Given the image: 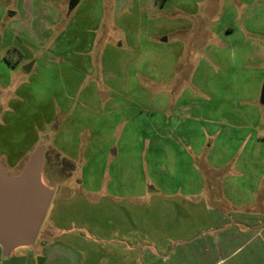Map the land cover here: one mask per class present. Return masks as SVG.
Listing matches in <instances>:
<instances>
[{"label":"rangeland","instance_id":"rangeland-1","mask_svg":"<svg viewBox=\"0 0 264 264\" xmlns=\"http://www.w3.org/2000/svg\"><path fill=\"white\" fill-rule=\"evenodd\" d=\"M263 83L264 0H0V160L43 146L38 232L59 199L87 237L125 227L116 201L162 231L264 226Z\"/></svg>","mask_w":264,"mask_h":264},{"label":"crops","instance_id":"crops-1","mask_svg":"<svg viewBox=\"0 0 264 264\" xmlns=\"http://www.w3.org/2000/svg\"><path fill=\"white\" fill-rule=\"evenodd\" d=\"M67 204L59 199L53 205L48 225L34 238V249V240L7 256L0 248V264H104L98 251L110 254L105 264H264V226L248 219L217 215L212 219L213 231H185L186 227L175 224L169 231H162L159 219L158 226L151 228L149 217L130 216L116 201L115 206L128 212L125 227L100 231L99 218L81 217L93 225L87 237L65 230L71 221ZM37 255L42 257L40 263L35 260Z\"/></svg>","mask_w":264,"mask_h":264},{"label":"water","instance_id":"water-1","mask_svg":"<svg viewBox=\"0 0 264 264\" xmlns=\"http://www.w3.org/2000/svg\"><path fill=\"white\" fill-rule=\"evenodd\" d=\"M161 40L165 41V37ZM31 65L32 62L27 63L22 69L29 71ZM261 94H264V83ZM42 156L43 146L38 145L18 175L6 173L0 160V248L3 256L17 247L32 244L52 197V188L41 178ZM37 260L40 263L41 258Z\"/></svg>","mask_w":264,"mask_h":264},{"label":"flooded vegetation","instance_id":"flooded-vegetation-1","mask_svg":"<svg viewBox=\"0 0 264 264\" xmlns=\"http://www.w3.org/2000/svg\"><path fill=\"white\" fill-rule=\"evenodd\" d=\"M260 98L264 100V94H260Z\"/></svg>","mask_w":264,"mask_h":264}]
</instances>
